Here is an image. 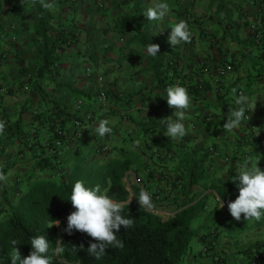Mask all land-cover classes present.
<instances>
[{
  "label": "crops",
  "instance_id": "crops-1",
  "mask_svg": "<svg viewBox=\"0 0 264 264\" xmlns=\"http://www.w3.org/2000/svg\"><path fill=\"white\" fill-rule=\"evenodd\" d=\"M38 1L37 6L28 2L16 16L8 15V6L0 7V15L10 18L5 24L16 27L10 39L0 41V87L8 88L0 102V120L5 122L4 134L0 135V174L7 177L0 181V200L26 185L35 155L44 152L51 138L42 124L56 122L57 110L70 112L74 118L93 116V122L85 123L82 134L61 151L64 162L78 145L89 143L94 152L97 143H102L96 133L101 120H108L112 128L103 143L115 156L120 148L125 150L134 143L144 146L145 141L154 143L152 139L166 136L159 120L174 113L164 98L167 88L174 85L184 86L191 97L186 110L187 135L174 139V164L165 161L158 178L171 175L176 181L182 150L193 148L204 159L202 183L222 191L229 202L239 194L231 178L241 164L250 161L264 170V0H221L224 6L220 10L209 8L211 0H178L185 9L193 7L197 22L189 29L196 41L175 47L168 42L176 21L174 0H167L170 12L159 20H149L145 15L158 0H138L137 6V0H101L103 9L94 0ZM130 14H142L143 24L139 30L131 27L120 35L119 22ZM43 15L50 18L48 25L54 29L72 27L78 33V42L59 59L52 75L39 77L28 68L39 60L31 33L37 30ZM140 31L143 35L136 37ZM212 36L215 42L210 40ZM151 43L160 46L155 57L146 52ZM227 65L232 70H224ZM155 71L166 77L165 84L156 81ZM98 75L105 78L107 109L97 101ZM36 80L39 88L33 86ZM24 84L32 86L31 90L24 91ZM241 93L250 100L246 110L249 119L237 128L226 129L229 110L239 107L235 101ZM69 125L74 127L72 122ZM36 128L38 133L33 135ZM34 140L37 144L32 145ZM149 152L146 148L137 155L148 160ZM132 175L127 182L134 183ZM149 185L164 192L168 182L151 181ZM204 194L212 195L209 204L212 200L220 203L214 189ZM221 210L209 223L210 229L202 230L195 239L186 264H253L250 257L256 251L263 256L259 264H264V218L245 220L242 214L237 221L228 209ZM206 235L211 241L209 253H203L209 244L201 242Z\"/></svg>",
  "mask_w": 264,
  "mask_h": 264
},
{
  "label": "trees",
  "instance_id": "trees-1",
  "mask_svg": "<svg viewBox=\"0 0 264 264\" xmlns=\"http://www.w3.org/2000/svg\"><path fill=\"white\" fill-rule=\"evenodd\" d=\"M94 1L100 9L105 7L103 1ZM28 2L35 6L39 4L38 0H17L15 3L11 0H0V7L8 6V15L16 16ZM99 4H103L104 7L101 8ZM135 5H139L138 0ZM11 6L16 8L15 13L9 11ZM136 6L135 10H137ZM223 6L224 3L221 0L209 2L210 9L220 10ZM40 12L43 13V10ZM173 12L175 24L180 20L185 21L188 26L197 22L193 7L185 9L178 0H174ZM142 19V14L141 16L130 14L123 17L119 22V34H126L131 27L139 30L143 24ZM6 20L10 21V18L0 15V41L12 37L11 26L13 24H5ZM49 21L48 16H41L37 30L31 33L38 49L39 60L28 69L39 77L52 75L59 65V59L73 49L78 42V33L72 27L54 29L48 25ZM135 35L137 37L143 34L140 31ZM202 35L199 32V36ZM195 38L196 36L191 33L190 41L181 45H188L196 41ZM215 38L212 36L210 40L215 42ZM175 59L176 56H174V63ZM155 77L160 84H165L167 81L166 77H162L156 71ZM33 83L35 88H39L38 80ZM29 84L32 85L31 82ZM29 84H24L22 89L31 90L32 86ZM27 86L29 89H26ZM103 91L108 95L106 83L103 87L100 85L98 96ZM55 114L56 122L49 120L42 124V128L50 134L51 138L49 137L47 145L44 146V152L35 155L36 161L32 175L26 185L18 186L12 196L3 195L1 197L0 264H11L10 258L15 247L19 248L22 256L29 255L32 250L31 239L39 235L46 237L51 243V249L57 247L63 249L59 255H53L52 264H186L192 255L194 241L199 233L204 229H210L209 223L219 214L220 209L222 212L228 209L216 208L219 206L218 200V204H214V200L211 204L208 203L212 195L204 193L209 188L214 189L223 202H228V200L225 194L213 185L202 183V176L205 172L203 157H199L193 148L182 150L184 154L178 166L181 171L176 181L171 175L157 177L159 168L165 161L174 164L177 144L174 139L167 136L159 140L152 139L154 143L145 141L144 146L134 143L126 146L125 150L120 148L117 152L119 154L115 156L111 148L107 155L98 156L92 153L89 143L78 145L74 153L67 158V162H64L60 157L61 151L77 137L74 127L70 128L68 125L70 122L74 124L77 119H82V116L74 118V114L60 112V110H57ZM149 118L154 121L150 116ZM57 128L64 131V145L60 153L53 154L52 149L55 148L58 139ZM108 135L103 137L106 138ZM103 137L102 143L99 141L97 144L109 146L103 143L106 141ZM131 141L135 142V140ZM35 144L37 141L34 140L32 145ZM146 148L151 150L148 160L137 155ZM89 149L88 156L86 154ZM97 159H103L105 165L96 163ZM131 172L136 178L134 183L131 180L126 181V178L130 179L133 176ZM162 180L168 182V187L164 192L159 189L155 191L149 185L151 181L158 183ZM77 181H84L89 187L99 186L108 196L123 205L122 214L124 216L134 220L130 228L125 229L121 226L119 232L116 233L117 238L122 242L121 246H110L100 259L89 255L87 251L95 238L81 231L74 230L71 235L63 231L67 225V216L75 210L69 199L72 187ZM141 190L150 193L153 208L147 209L139 205L138 197ZM56 220L60 221L59 226L55 224ZM207 235L201 237L202 243L211 242L206 238ZM13 241H16V244H13ZM209 246L210 244L204 246L203 253L210 252ZM257 255L259 252H253V256L250 257L251 263L254 264V258ZM262 258L261 254L258 264Z\"/></svg>",
  "mask_w": 264,
  "mask_h": 264
},
{
  "label": "clouds",
  "instance_id": "clouds-1",
  "mask_svg": "<svg viewBox=\"0 0 264 264\" xmlns=\"http://www.w3.org/2000/svg\"><path fill=\"white\" fill-rule=\"evenodd\" d=\"M45 6L47 7V5ZM169 12L167 0H158L153 7L147 9L145 15L149 20H159ZM190 39L189 26L183 20L178 21L171 28L168 36L171 47L189 42ZM159 50L160 46L155 43H151L146 48V52L153 57L158 55ZM164 98H166L169 107L174 109L172 116L159 120L161 127L166 129L164 134L175 140L183 139L187 135L186 110L190 108L192 102L188 90L181 85L170 86L167 88ZM249 103V97L241 93L235 101V105H239V107L235 106L229 110L224 128H237L242 121L248 120L249 116H246V110ZM4 131L5 122L0 120V135H3ZM111 132L112 128L109 126L108 120H101L96 125V133L101 137ZM6 179V176L0 174V181ZM231 179L236 182L239 194L234 201H229L227 204L230 215L237 221L241 219L242 214L245 220L264 218V170L258 167V164L252 165L250 161H247L240 165L236 175ZM69 200L75 210L67 216V225L63 231L69 235L74 230L81 231L95 238L87 248L89 255L100 259L110 246H121L122 242L117 238L116 233L119 232L121 226L127 229L134 223L131 217L122 214L123 205L121 203L108 196L99 186L89 187L84 181L74 183ZM138 203L147 209L154 207L150 193L145 190H141ZM223 207L224 202L221 199L216 208ZM55 224L59 226L60 221L56 220ZM12 243L16 244V241ZM30 244L32 250L27 256H22L18 247L13 249L10 258L11 264H52L53 255H59L63 251L59 247L51 249V243L44 235L34 236Z\"/></svg>",
  "mask_w": 264,
  "mask_h": 264
},
{
  "label": "built area",
  "instance_id": "built-area-1",
  "mask_svg": "<svg viewBox=\"0 0 264 264\" xmlns=\"http://www.w3.org/2000/svg\"><path fill=\"white\" fill-rule=\"evenodd\" d=\"M101 8H103V4H99ZM9 11L11 13H15L16 12V8L14 6H11L9 8ZM11 29L15 32V26H11ZM121 40H124L121 39ZM2 57H6V55H2ZM224 70H227V71H230L232 70V66L231 65H227L225 67ZM88 75L90 76L91 73H90V70L88 72ZM96 79L98 80L99 84L103 87L104 84H105V78L103 75H98L96 77ZM26 89H29V86H27ZM7 90L8 88L6 86L4 87H0V101L4 98V96L6 95L7 93ZM98 101H99V105L101 108H104V109H107L108 108V102H109V96L105 93V91L101 92L98 96ZM246 116H249V115H246ZM93 122V116L92 115H88V116H85L84 119H77L75 122H74V130L76 131V136H80L83 132V127L85 125V123H89L91 124ZM193 129H196V126L194 125L193 126ZM56 132H57V140H56V143H55V148L52 149V153L53 154H56V153H60L62 147H63V140H64V137H65V134H64V131L61 130L60 128H57L56 129ZM38 133V130L37 129H33L32 130V134L35 135ZM110 151V147L107 146V145H97L96 149L94 148V154L98 155V156H105L109 153ZM227 204L228 202H225L224 203V207L225 208H228L227 207ZM207 251V249H205ZM260 256L261 254L257 255L256 258H254V264H258L257 262H259L258 260L260 259Z\"/></svg>",
  "mask_w": 264,
  "mask_h": 264
},
{
  "label": "rangeland",
  "instance_id": "rangeland-1",
  "mask_svg": "<svg viewBox=\"0 0 264 264\" xmlns=\"http://www.w3.org/2000/svg\"><path fill=\"white\" fill-rule=\"evenodd\" d=\"M87 150V149H86ZM90 149L87 151V154L89 156ZM92 153H93V147H92ZM82 157V156H81ZM96 163H103V159H97ZM104 164V163H103ZM105 165V164H104Z\"/></svg>",
  "mask_w": 264,
  "mask_h": 264
}]
</instances>
